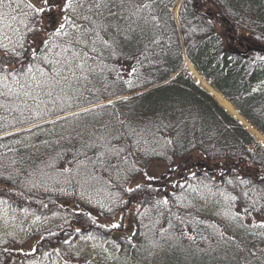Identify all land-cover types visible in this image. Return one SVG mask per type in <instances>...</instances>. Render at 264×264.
<instances>
[{
    "label": "trees",
    "instance_id": "trees-1",
    "mask_svg": "<svg viewBox=\"0 0 264 264\" xmlns=\"http://www.w3.org/2000/svg\"><path fill=\"white\" fill-rule=\"evenodd\" d=\"M179 1L175 19L172 9ZM142 2L152 4L144 14L154 15L156 20L145 27L140 42L134 38L119 49L117 55L105 61L109 69L105 70L103 79L94 81L95 88L91 92L94 96L87 99V92L79 101H70L71 107L66 103L65 112L58 114L126 94L129 95L127 100L115 99L113 105L105 104L103 109L54 126L41 123V128L28 127L12 132L13 135L0 136V158L15 159L14 167L21 170L17 175L10 168L0 169L3 173L0 175V196L19 210L26 207L42 215L64 212L69 216L62 224L39 235L35 253H19L9 263V250H4L0 264H18L16 260H23L25 255L40 257L47 246L50 247L48 253L56 254L53 249L59 248L61 257L66 258L67 245L62 239L70 237L71 242L80 235L73 231L77 223L88 232L96 233L95 236L126 247L139 259L141 256L148 259L151 253L147 247L156 242L162 244V248L155 251L156 255L164 257L168 264H264V238L260 235L264 228L259 227L264 221V212L250 209L251 215H246L243 211L251 199H258L251 191L252 186L264 189V184L260 183L264 178V147L185 68L186 58L198 74L264 136V61L255 58L256 53L264 56V0ZM132 67L135 72H131ZM129 80L132 87L125 83ZM254 88L257 91H253ZM19 115L18 111L0 108V122L3 123L0 134L39 122H17L14 117ZM25 115L29 114L25 112ZM120 121L137 130L151 128L154 135H147L138 145L134 139L115 143L131 152L129 164L135 161L136 167L146 171L152 166L156 173L151 176L157 178L151 182V190L141 189L133 197L121 192L123 199L130 200L124 211V228L99 229L91 223L85 207L68 204L49 189L54 181H46L37 174L34 181L37 187L26 182L25 177L33 167L44 169L42 160L71 147L66 141L55 143L60 135L72 129L99 130L106 123L119 129ZM167 140L172 142L166 143ZM43 141H49L50 145L45 146ZM72 143L80 147L79 142ZM71 159L72 154L68 153L56 162V166L62 168ZM9 173L13 175L11 181L5 179ZM238 177L252 184L246 187L240 184ZM142 181V174L134 172L124 186L135 187ZM194 183H200L213 194L224 197L223 193H228L238 197L231 204L227 201L228 224L200 216L195 210L177 204L178 196ZM245 191L249 192L248 197L242 195ZM165 196L168 205H156V201ZM141 201L143 206L138 215L136 206ZM261 204L264 200H259L256 209ZM159 207L163 217L155 216ZM145 209H148L146 215ZM120 210L121 206H116L111 217H120ZM236 213L240 214L239 218H235ZM145 218L155 219L145 226ZM49 232L56 235H49ZM133 232L137 235L133 236ZM129 236L131 242L126 239ZM69 264L74 262L69 261Z\"/></svg>",
    "mask_w": 264,
    "mask_h": 264
},
{
    "label": "snow or ice",
    "instance_id": "snow-or-ice-1",
    "mask_svg": "<svg viewBox=\"0 0 264 264\" xmlns=\"http://www.w3.org/2000/svg\"><path fill=\"white\" fill-rule=\"evenodd\" d=\"M151 7L152 4L143 3L142 0L140 2L138 0H0V108L6 111H18L19 117H14L17 122L36 120L53 126L59 122L78 118L81 114L103 109L105 104L98 103L91 108L83 107L80 112L58 114L65 112L66 103L71 107L70 101L73 99L79 101L84 92L93 91L94 81L103 79L105 70L109 69V65L105 62L108 58L117 55L118 50L130 44L134 38L137 43L140 42L139 37L144 35L145 27L156 20L154 15L144 14V10ZM137 33L138 36L134 35ZM255 58L264 61V56L259 53L255 54ZM135 71V67H132L131 72ZM125 83L132 87L130 80ZM90 84L92 88L88 87ZM253 91L257 89L254 88ZM29 99L34 102L33 105L28 104ZM122 99L127 100L128 97ZM114 103L112 99L106 100L107 105ZM25 112L29 115H25ZM44 117L54 118L44 120ZM119 124L121 126L119 129L106 123L99 130L72 129L60 135L55 143L66 141L71 147L64 148L54 156L50 155L47 160H42L44 169L49 171L33 167L25 177L26 182L33 188L37 187L34 182L37 174L46 181L60 182L58 178H63L64 184H72L75 181L82 189V199L85 198L84 192L92 189L97 197L95 204L101 209L114 213L115 207L121 206L119 219L109 224H98L96 217L92 216L91 212L87 213L92 224L109 230L124 228V211L130 200L123 199L121 192L133 197L140 193L141 189L151 190V182L157 178L149 175L146 170L136 167L135 161L129 164L131 152L115 143L121 139H134L138 145L147 135H154L151 128L146 126L137 130L125 126L124 121H120ZM42 126L41 123L32 124L33 128ZM5 135H13V133L5 132ZM74 140L79 142L80 147L77 148L72 143ZM171 142V140L166 141V143ZM42 143L45 146L50 145L49 141ZM9 151L15 150L9 149ZM144 151L147 153V149ZM89 152H92V155H88ZM68 153L72 154V159L67 160L64 167L58 168L56 162ZM16 164L17 161L10 157L0 158V169L10 168L12 173L19 175L21 170L14 167ZM134 172L141 173L143 181L136 183L135 187H125L130 174ZM12 173H9L5 179L13 180ZM104 173L108 174L107 179ZM0 175L3 173L0 172ZM238 179L240 184L246 187L252 184L250 180L240 177ZM260 183L264 184V178L260 179ZM251 191L257 194L258 199H251L243 209L244 213L251 215L250 209L264 212V204H261L259 209L255 207L259 200H264V189L253 185ZM223 195L230 204L238 199L237 196L228 193ZM242 195L248 197L249 192L245 191ZM101 196L108 201V204L99 199ZM87 202L93 203L91 195L87 197ZM168 203L167 196L156 201V205L167 206ZM0 206H7L2 209L5 214L9 210L15 211L2 196H0ZM43 206L48 207L47 204ZM142 206L143 201L136 206L138 215ZM20 211L25 215L29 213L26 207L20 208ZM147 211L148 209H145L144 215ZM239 215L236 213L235 218H239ZM41 219V216H35L33 222ZM259 227L264 228V221L260 222ZM73 231L80 234L84 240L96 239L83 225L75 227ZM164 231L161 229V232ZM49 235L56 233L49 232ZM135 235L137 233L133 232V236ZM260 235L264 238V233ZM43 239L44 237L41 236V240ZM126 239L131 242L132 237ZM188 239L194 238L188 236ZM62 243L70 245V239H64ZM113 245L120 249V245L115 241ZM153 246L161 247L156 242H153ZM31 251L35 253L37 247L34 246ZM53 251L60 255L59 248H54ZM43 255L48 257L49 253L45 252ZM74 255L79 257L81 253L76 252ZM252 255L255 256V253ZM30 264L37 262L31 261ZM64 264H69V261L65 260Z\"/></svg>",
    "mask_w": 264,
    "mask_h": 264
},
{
    "label": "rangeland",
    "instance_id": "rangeland-1",
    "mask_svg": "<svg viewBox=\"0 0 264 264\" xmlns=\"http://www.w3.org/2000/svg\"><path fill=\"white\" fill-rule=\"evenodd\" d=\"M88 87L90 88V85ZM86 93L87 91L84 92V95ZM91 96L94 95H92L91 92H88L87 99L91 98ZM33 103L34 102L31 99L28 100L29 105H33ZM49 107H51V105H49ZM0 124L3 123L0 122ZM147 172L149 175H154L156 170L150 166ZM103 175L105 179H107V174L104 173ZM59 181L60 182L54 181L49 184V189L58 193L59 196L63 197V201H66L68 204H79L80 206L85 207L96 217L98 224H109L119 219V217L112 218L111 213H108L95 204V199L97 197L92 189L85 191V198L82 199V189L75 182L72 184H64L63 179L60 178ZM113 181L115 182V179ZM61 189H63V191ZM110 190L116 191V189ZM204 190L206 189H204L200 183H194L187 188L185 193L178 196L177 204L183 208L195 210L200 216L210 217L228 224L229 217L226 210L227 200L223 196L213 194L208 190H206L207 193L204 195ZM90 195L93 198V203L87 202V197ZM99 199L105 204H108V201L105 200L103 196L99 197ZM8 205L11 206V209H15V211L9 210L5 214L2 209L7 206H0V262L3 259L4 250H9L7 256L9 263H11L15 260V255H19V253L22 255L24 252L31 250L37 237L41 233L49 228H54L69 219V216L64 212H55V215H53V213L42 215L34 211H29V213L25 215L17 208V206L10 203H8ZM35 216H41L42 219L34 223ZM155 216H162L160 207ZM151 219L154 220L155 218ZM151 219L145 218L144 220L146 221L144 225L147 226ZM75 227H80V225L77 223L74 228ZM127 228L128 227H126V229ZM99 229L103 230L102 228ZM108 231L109 230H106V232ZM95 237L96 239L94 240H84L81 238V235H78L70 242V245L65 247L66 258H62L61 255L52 253H49V256L45 257L43 254L48 252L50 248L47 246V249L42 251L40 257L39 255H25L24 257L26 258L21 261H16L18 264H30L31 261H36L37 264H64L65 260L73 261L74 264H86V262H90V264H168V261L164 257L157 256L155 253L156 250L162 248V244L160 243H157L161 245V247L158 248L154 247L153 243H150V245H152L147 247L151 253V255H149L150 257L145 259V257L141 256L139 259L133 256L126 247H120L118 250L109 239L105 237ZM64 239L71 238L65 237L62 240ZM76 252H80L81 255L79 257L75 256L74 254Z\"/></svg>",
    "mask_w": 264,
    "mask_h": 264
},
{
    "label": "bare ground",
    "instance_id": "bare-ground-1",
    "mask_svg": "<svg viewBox=\"0 0 264 264\" xmlns=\"http://www.w3.org/2000/svg\"><path fill=\"white\" fill-rule=\"evenodd\" d=\"M189 69L191 70V72L194 74V76L196 78L199 79V81L201 82V84L203 86H205L208 90L212 91L211 88L199 77V75L194 71V69L192 68V66L190 64H188ZM214 96L218 99L219 103L226 108L230 113H232L233 115L235 114L234 108L232 107V105L226 101L219 93L214 92ZM238 118L243 122V124L256 136V138L258 140H260L263 144H264V137L257 132L253 127H251L249 124H247L240 116H238Z\"/></svg>",
    "mask_w": 264,
    "mask_h": 264
}]
</instances>
